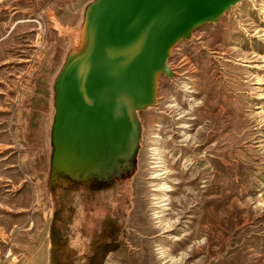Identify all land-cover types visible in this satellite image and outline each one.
<instances>
[{"label": "rangeland", "instance_id": "obj_1", "mask_svg": "<svg viewBox=\"0 0 264 264\" xmlns=\"http://www.w3.org/2000/svg\"><path fill=\"white\" fill-rule=\"evenodd\" d=\"M95 1L0 0V264H264V0L171 47L114 175L53 179Z\"/></svg>", "mask_w": 264, "mask_h": 264}, {"label": "water", "instance_id": "obj_2", "mask_svg": "<svg viewBox=\"0 0 264 264\" xmlns=\"http://www.w3.org/2000/svg\"><path fill=\"white\" fill-rule=\"evenodd\" d=\"M240 1L243 0H96L86 12V22L95 31V47L83 62H77L79 65H67L62 70L56 85L58 101L64 100L66 86L88 94L85 83L96 71L94 76L99 72L102 82L91 89L89 107L96 104L93 100L101 89L110 98L115 94V99L106 102L111 113L133 119L134 111L154 102L159 74L170 75L166 60L171 47L196 28L216 22ZM57 119L58 114L53 137ZM115 129L110 125L113 135ZM125 144V135L114 143L116 159L126 157Z\"/></svg>", "mask_w": 264, "mask_h": 264}, {"label": "bare ground", "instance_id": "obj_3", "mask_svg": "<svg viewBox=\"0 0 264 264\" xmlns=\"http://www.w3.org/2000/svg\"><path fill=\"white\" fill-rule=\"evenodd\" d=\"M83 30L86 35L90 34L91 36V50L86 57L73 60L70 65L83 62L92 54L95 47L94 28L88 24ZM78 63L76 65H79ZM95 72H92L90 80L85 83L88 94H81L82 92H77L75 89L71 91L72 89L68 88L70 86H66L62 93L64 100L59 99L58 101V119L54 131L56 135L53 137L55 151L52 162L53 179L56 177L55 173L66 174L77 181H88L92 176L98 179L104 175L107 178L109 174L116 173L115 165L118 160L115 157L114 148H112L114 143L117 144L120 137L125 135L126 144L124 146L131 147L133 145L131 135L134 133V121L132 117L126 115L121 119V115H114L106 107L108 106L106 102L111 98H116L115 94L110 98L100 89L97 91V98L96 92L94 93L93 101H96V104L89 107V97L93 95L91 89H95L102 82L101 78H98L101 77L100 73L98 72V76H94ZM95 79L98 81L96 82ZM105 81L109 82L110 79L106 78ZM118 97L120 96L118 95ZM109 105L111 104L109 103ZM110 125L111 129L116 126L114 135L112 130L109 131Z\"/></svg>", "mask_w": 264, "mask_h": 264}, {"label": "crops", "instance_id": "obj_4", "mask_svg": "<svg viewBox=\"0 0 264 264\" xmlns=\"http://www.w3.org/2000/svg\"><path fill=\"white\" fill-rule=\"evenodd\" d=\"M61 254H62V255L64 254L63 256H65V253H64V252H62ZM93 258H94V257H93ZM93 258L91 257V261L93 260ZM101 263H102V260H98V259H97V264H101Z\"/></svg>", "mask_w": 264, "mask_h": 264}]
</instances>
